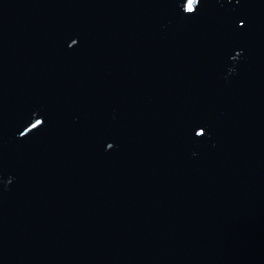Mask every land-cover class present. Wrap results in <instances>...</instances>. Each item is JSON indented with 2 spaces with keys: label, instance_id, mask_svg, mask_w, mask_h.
<instances>
[{
  "label": "water",
  "instance_id": "water-1",
  "mask_svg": "<svg viewBox=\"0 0 264 264\" xmlns=\"http://www.w3.org/2000/svg\"><path fill=\"white\" fill-rule=\"evenodd\" d=\"M0 264H264V0H0Z\"/></svg>",
  "mask_w": 264,
  "mask_h": 264
},
{
  "label": "snow or ice",
  "instance_id": "snow-or-ice-1",
  "mask_svg": "<svg viewBox=\"0 0 264 264\" xmlns=\"http://www.w3.org/2000/svg\"><path fill=\"white\" fill-rule=\"evenodd\" d=\"M192 3H193V0H189V7L191 6Z\"/></svg>",
  "mask_w": 264,
  "mask_h": 264
}]
</instances>
